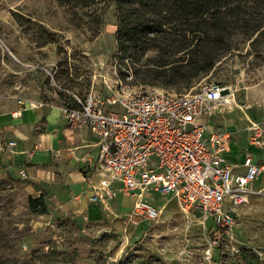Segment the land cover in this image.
<instances>
[{"label":"rangeland","instance_id":"rangeland-1","mask_svg":"<svg viewBox=\"0 0 264 264\" xmlns=\"http://www.w3.org/2000/svg\"><path fill=\"white\" fill-rule=\"evenodd\" d=\"M117 27L112 0L88 8L58 0H0V105L13 101L19 109L18 100L26 107L52 101L60 108V87L77 95L106 94L116 75L126 84L129 70L128 88L136 93L186 94L208 83L227 87L233 104L208 118L212 129L237 131L264 122V36L253 43L240 37L210 72L190 88L178 83L176 91L142 83L147 67L126 61L117 47ZM156 56L151 52L142 62ZM151 80L160 82L155 75ZM31 196L40 195L29 179L0 168V264H209L204 252L214 223L201 211H183L174 198L149 194L146 199L161 206L160 217L150 222L134 213L133 198L122 191L99 204L80 194L58 199L47 193L43 215L30 210ZM222 234L212 264H264V195L239 210L232 236Z\"/></svg>","mask_w":264,"mask_h":264},{"label":"built area","instance_id":"built-area-1","mask_svg":"<svg viewBox=\"0 0 264 264\" xmlns=\"http://www.w3.org/2000/svg\"><path fill=\"white\" fill-rule=\"evenodd\" d=\"M116 75L103 94L90 90L77 95L59 88L70 98L60 106L72 128H87L100 139L98 183H90L85 194L91 203H110L118 192L135 199L134 213L148 221L160 217L161 210L145 201L154 192L174 198L185 212L201 211L214 223V236L204 252L205 262L215 261L222 235H233L238 224V208L249 204L256 181L264 177V161L256 162L248 152L245 173L234 172L226 154L231 150L233 133L212 129L208 118L222 113L231 92L221 84H204L198 91L171 94L167 91L136 93ZM126 85V86H125ZM22 108L25 101L18 100ZM41 107L42 104H30ZM20 116V110L14 113ZM249 145L264 150V122L252 121L248 127ZM27 179V173L20 171ZM234 252H239L236 247Z\"/></svg>","mask_w":264,"mask_h":264},{"label":"trees","instance_id":"trees-1","mask_svg":"<svg viewBox=\"0 0 264 264\" xmlns=\"http://www.w3.org/2000/svg\"><path fill=\"white\" fill-rule=\"evenodd\" d=\"M100 1L104 0H58L73 8H88ZM112 1L118 50L126 61L134 59L147 67L142 83L153 87L180 91L178 83L183 82L190 88L234 51V41L245 36V41L253 43L264 36V0ZM154 51L155 59L142 62ZM153 75L160 82L151 80ZM61 93L62 101L70 98ZM28 203L33 214L48 212L45 194L29 197Z\"/></svg>","mask_w":264,"mask_h":264},{"label":"crops","instance_id":"crops-1","mask_svg":"<svg viewBox=\"0 0 264 264\" xmlns=\"http://www.w3.org/2000/svg\"><path fill=\"white\" fill-rule=\"evenodd\" d=\"M39 104L42 107L27 105L19 109L13 101L0 105V168L10 172V177L21 178L20 171H25L38 195L48 193L58 199H69L80 194L84 199L90 183L100 180L97 170L100 139L87 128L70 127L55 102ZM16 110H20L19 117H14ZM248 127H239L237 131L221 127L233 133L231 150L226 158L239 174L245 173L243 163L248 152L254 154L256 162L264 161V150L249 145ZM254 186L257 190L264 189V177ZM149 194L155 195L148 193L145 196L147 202ZM254 196H250V200ZM258 202L254 198V204ZM242 207L238 208L237 217ZM216 255L217 250L215 258Z\"/></svg>","mask_w":264,"mask_h":264},{"label":"bare ground","instance_id":"bare-ground-1","mask_svg":"<svg viewBox=\"0 0 264 264\" xmlns=\"http://www.w3.org/2000/svg\"><path fill=\"white\" fill-rule=\"evenodd\" d=\"M232 96L233 95H230L228 98H227V102H226V104H225V106L227 105V104H233V98H232Z\"/></svg>","mask_w":264,"mask_h":264}]
</instances>
